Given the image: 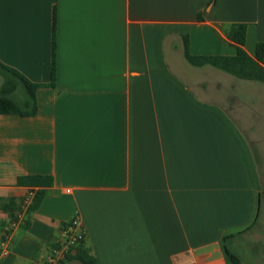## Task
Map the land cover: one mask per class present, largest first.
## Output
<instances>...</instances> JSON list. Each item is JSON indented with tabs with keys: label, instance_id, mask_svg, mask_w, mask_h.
Listing matches in <instances>:
<instances>
[{
	"label": "crops",
	"instance_id": "0c3cea01",
	"mask_svg": "<svg viewBox=\"0 0 264 264\" xmlns=\"http://www.w3.org/2000/svg\"><path fill=\"white\" fill-rule=\"evenodd\" d=\"M232 27L254 57L264 0H0V63L39 86L0 115V247L45 192L0 264H45L75 217L98 264H264V83L185 57L236 56Z\"/></svg>",
	"mask_w": 264,
	"mask_h": 264
},
{
	"label": "trees",
	"instance_id": "16d2710c",
	"mask_svg": "<svg viewBox=\"0 0 264 264\" xmlns=\"http://www.w3.org/2000/svg\"><path fill=\"white\" fill-rule=\"evenodd\" d=\"M228 38L237 45V54L234 57L191 56L188 49V38L184 39L185 57L191 65L196 67L209 65L239 79L264 83V42L257 44L255 56L251 57L243 48L245 45V37L242 30L235 31L233 27L230 28ZM0 78H2V84L0 86V115L16 114L26 117L35 116L38 112L35 92L39 86L31 83L24 76L14 70L8 69L1 63ZM17 82L24 88V94L20 99L14 98L16 89L18 88ZM28 181L33 185L40 186L50 184V179L48 181V179L42 178H29ZM44 197L45 192L43 190L37 191L27 215H31L39 208ZM9 203L12 205L17 202L16 200L10 199ZM12 219H15V213L12 214ZM228 255L233 264H240L234 255H230L229 253ZM69 259H75L83 264H98L96 259L83 247V242L72 249L67 260Z\"/></svg>",
	"mask_w": 264,
	"mask_h": 264
},
{
	"label": "built area",
	"instance_id": "2783aa9c",
	"mask_svg": "<svg viewBox=\"0 0 264 264\" xmlns=\"http://www.w3.org/2000/svg\"><path fill=\"white\" fill-rule=\"evenodd\" d=\"M37 190L32 188L26 193L19 210L15 214V219L11 220L7 229L3 243L0 247V257L7 256L10 251L11 234L15 228L25 223L27 212L35 198ZM85 239V233L80 228L78 217L73 218L61 231L59 241L54 245L52 252L45 264H64L67 261L72 249L81 244Z\"/></svg>",
	"mask_w": 264,
	"mask_h": 264
},
{
	"label": "rangeland",
	"instance_id": "374dc122",
	"mask_svg": "<svg viewBox=\"0 0 264 264\" xmlns=\"http://www.w3.org/2000/svg\"><path fill=\"white\" fill-rule=\"evenodd\" d=\"M233 78H234V80H237V81H240L241 80V79L238 80L239 78L234 77V76H233ZM0 81H1L0 82V86H1V84H2V78H0ZM244 81L247 82L245 84H249V81L248 80H244ZM251 82H253V81H251ZM17 85H18V88L16 89V93H15L14 98L15 99H20L23 96V94H24V88H23V86L19 82H17ZM249 86H251V85H249ZM261 222H264V196H263V206H262V211H261Z\"/></svg>",
	"mask_w": 264,
	"mask_h": 264
}]
</instances>
